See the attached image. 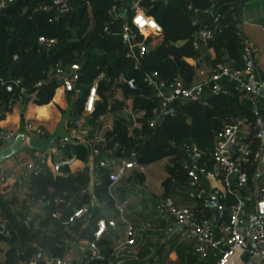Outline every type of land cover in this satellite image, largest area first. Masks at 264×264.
Segmentation results:
<instances>
[{"label": "trees", "instance_id": "obj_1", "mask_svg": "<svg viewBox=\"0 0 264 264\" xmlns=\"http://www.w3.org/2000/svg\"><path fill=\"white\" fill-rule=\"evenodd\" d=\"M54 1L17 0L0 12V119L10 112L22 87L35 95L37 104L50 103L61 83L47 73L57 64L78 74L80 93L69 111L70 125L75 126L85 110L90 87L98 82L99 98L89 122L94 128L99 127L105 137V141L97 144L101 154L136 159L142 165L168 158L164 197H175L177 186L189 185L184 164L191 162L192 157L182 145L197 144L204 152L198 165L212 170L216 135L226 123L236 118L244 120L247 133L244 144L252 151L245 164L249 183L252 182L257 171L254 156L258 147L256 118L251 102L234 85H228L227 93L211 95L206 101L177 102L174 115L164 114L154 127L150 125L160 98L144 78L156 71L167 84L178 77L187 84L195 83L197 73L187 58L196 57L201 51L193 46V34L199 25L193 24L192 10L207 8L209 0H143L147 13L161 24L163 31L146 39L149 51L140 59L139 66L128 56V47L121 35L130 12L126 16L112 17L113 7L120 6L121 0H68L70 10L58 19H55V8L44 9ZM219 11L221 18L214 39L208 45L216 53L213 62H227L233 69H242L245 43L237 25L238 8L224 0ZM207 22L211 24L212 20ZM42 36L55 38L57 43L46 47L39 40ZM142 38L139 35V39ZM130 79L135 80V89L128 85ZM39 81L43 84L36 87ZM127 109L134 114V121L126 117L124 111ZM109 117L113 120L110 128L105 125ZM62 150L65 156L76 157L73 165L62 169L63 175H54L47 166L30 177L29 193L24 201L33 205H38L40 200L45 202L39 213H35L34 222L26 221L22 201L0 198V216L8 222L12 232L11 237L0 235V241L9 244L0 264H28L39 252L64 257L72 242L88 246L95 239L98 220L106 214L101 207H91L94 197L105 203L109 212L119 214L117 206L120 203L111 189V170L97 168L99 181L91 191V149L78 141H66ZM80 164L83 167L75 171ZM142 176V173L136 175L140 181ZM194 200L201 206L205 203L202 199ZM235 200V193L227 194L222 222H227L230 206ZM84 205L90 206L86 217L71 222L74 210ZM13 206L18 207L14 209ZM194 210L199 218L209 217L211 213L206 209L198 215L196 208ZM173 243L178 264H201L195 247ZM97 246L104 259H91L87 251L80 261L73 259V262L109 264L121 259L123 264H157L156 256L147 258L149 245L139 251L118 253L112 233H105ZM158 253H162L161 249ZM39 264L46 263L39 261Z\"/></svg>", "mask_w": 264, "mask_h": 264}, {"label": "built area", "instance_id": "obj_2", "mask_svg": "<svg viewBox=\"0 0 264 264\" xmlns=\"http://www.w3.org/2000/svg\"><path fill=\"white\" fill-rule=\"evenodd\" d=\"M121 1L120 6L113 7L112 17L115 18L120 14L126 16L130 12V19L125 23L121 35L123 43L128 47V56L132 57L137 66H139L140 59L149 51L146 39L150 36H158L162 33L163 27L152 15L147 13L145 7L142 5L143 0ZM209 1L210 5L207 8L192 10L193 24L199 25V29L193 34V46L197 51L208 49L210 41L214 39L215 31L221 18L219 6L224 0ZM16 2L17 0H0V12ZM53 8L56 9L55 19H58L70 10V5L68 0H55L53 5L44 7V9ZM141 17L146 23L138 24L136 22ZM209 19L212 20L211 24L207 22ZM153 24L156 26L153 27ZM139 35H142L143 38L139 39ZM39 40L46 47L57 43V39L45 36L40 37ZM257 55V51L245 43L243 51L244 66L242 69H233L227 62H213L209 71L200 69L199 67L204 62L202 54L191 57L194 60L192 65L195 72L204 76L201 82L192 84H187L181 77L167 84L156 71L146 74L144 80L152 88L155 95L160 98V105L155 110V115L153 120L150 121V125L154 127L164 114L174 115L176 113L177 102L206 101L211 95L227 93L230 90L228 85L232 84L252 104L253 113L256 118L255 125L258 139V147L254 155L256 166L259 162H264V115L258 101L261 94V82L256 66ZM47 75L56 77L61 86L70 85L76 94L80 93V89L77 86L78 74L75 71L65 69L61 65L56 64L48 70ZM42 84L43 81H39L36 87ZM128 85L132 89H135V80H128ZM28 94H30L28 89L22 87L20 96L14 102H22ZM98 98V82H94L90 87L85 105L87 112L91 113L93 111ZM91 129L90 137H78L75 141L84 143L91 149V154L97 158L99 167L111 170L109 178L112 189L130 169L141 167L142 164L136 159H128L112 154L103 156L97 147L98 142L105 141L102 130L99 127L94 128L93 126ZM18 133L41 137L45 134V128L41 123L33 120H27L16 131L0 128V148L8 145L9 140ZM246 136L247 133L244 129L243 119L236 118L226 123L215 138V148L212 154L214 166L212 170L198 165V161L202 159L204 152L197 144L185 143L182 145V148L192 157L191 162H185L184 164L190 178L189 185L186 186V194L192 199L204 200L214 213L212 217H197L195 210L191 206L177 203L175 197L171 195L161 198L157 204V210L168 225L167 237L170 238L174 234L175 227H182L196 241L195 252L202 260L207 259L212 251L219 249L218 256L213 264H229L239 251H249L251 256L264 261V191L254 201V209L250 213L248 224L245 225L242 219L246 202L239 195L230 206L227 222H222L225 217L226 206L224 199L227 197V194L236 193L237 195L238 191L249 185L250 177L245 169V164L252 151L244 144ZM66 141L65 139H61L58 142V149L62 150ZM19 153L8 158V160L0 162V169L3 170L4 167H9L8 169L13 172L24 169L26 182L22 188L19 187L17 189L19 193H24L22 195L12 193L7 197L0 198L5 201H15L18 199L19 202L25 203L26 201L24 200H26V196L29 193L30 177L40 173L47 165L45 164L44 157L35 159L26 153L18 155ZM132 155L135 156L136 154L133 153ZM9 160L11 162L7 166L5 162ZM75 161L76 157L63 155L53 161L50 170L54 175H63L62 169L73 165ZM258 172L257 168L256 174ZM255 175L254 177H256ZM205 177L217 178L222 183L223 189L207 191L202 187V180ZM89 188L92 191L93 188ZM26 203L27 212L25 219L27 222H34L35 213H39L41 206L45 202L40 200L38 205H33L30 202ZM102 206L107 207L105 203ZM117 210L119 214H123L125 211L124 205H118ZM88 211L89 205L76 208L70 216V221L74 222L77 219L85 218ZM214 219L220 221V223L222 222L219 225V231L223 241L217 237L214 231ZM102 227L103 230H101ZM107 229V220L105 218L99 219L94 232L95 239L89 242L88 246H84L86 251L84 257L87 251H89L91 259H104V255L97 246V241L106 233ZM0 235H4L5 237L12 236L9 224L2 216H0ZM125 236L124 245H135L136 229L134 226L129 225L127 227ZM221 244L223 245L221 246ZM120 248L121 246H116L117 252H119ZM39 261H44L46 264H77L73 262L72 254L69 250L64 257H55L46 252H39L34 260L28 264H39ZM123 261L119 259L109 264H123Z\"/></svg>", "mask_w": 264, "mask_h": 264}, {"label": "crops", "instance_id": "obj_3", "mask_svg": "<svg viewBox=\"0 0 264 264\" xmlns=\"http://www.w3.org/2000/svg\"><path fill=\"white\" fill-rule=\"evenodd\" d=\"M227 1L233 7L238 8L237 25L245 39V43L258 53L256 66L261 82V94L258 101L264 115V0ZM201 54L204 57V62L199 67L200 69L209 71L216 53L214 49L206 48L201 51ZM187 60L191 64L194 63L192 58H187ZM195 76V82H201L204 79V76L200 73H197ZM77 97L78 94L68 85L59 86L53 100L45 105L37 104L35 95L30 93L22 102H14L12 104L10 112L4 119H0V128L16 131L27 120L41 123L45 128L44 136H32L39 141L40 148L35 150L26 148L20 151V153L18 152V155L26 153L35 159L44 157L45 164L50 168L53 161L65 155L63 150L58 149V142L61 139H65L67 142H74L78 137H90L92 125L89 122L90 113L86 110L76 120L75 126L70 125L69 111L72 109L73 102ZM124 112L126 117L134 121V114L130 110L127 109ZM112 124L113 120L109 117L105 121V125L110 128ZM11 160L5 162V164H9ZM168 163L169 159L164 158L149 165L130 169L121 181L112 188L116 201L125 207L123 214L109 212L107 207L102 206L103 203L101 201L95 197L93 198L91 207L98 206L106 212L105 217H103L108 223L106 233H112L116 246H121L118 253L121 254L128 250L139 251L142 247L149 245L148 259L156 256L155 261L163 263L164 256L175 262L174 264H178L177 254L172 248V242L178 245L195 247L196 241L180 226L175 227L174 234L170 238L167 237V222L157 210L159 200L164 197L163 181L167 176L166 167ZM89 165L91 173L90 187L93 188L99 181L100 176L97 169L99 167L97 158L92 154ZM82 167L83 165L80 164L74 170L78 171ZM8 168L4 167L3 170L0 169V197H7L12 193L22 195L24 192L19 193L17 189L19 187L22 188L26 182L25 170L20 169L13 172ZM257 168L259 172L255 175L256 177L253 178L252 182L249 183L248 187L238 191L237 195L235 193V199L239 195L246 202L242 215L245 225L249 222L250 213L254 209L255 199L264 191V162H259L256 166ZM137 173L143 174L142 181L136 177ZM202 187L207 191L223 189L222 183L214 177L203 178ZM175 191L174 196L177 203L191 206L193 209L196 208L198 215L207 209L211 211L209 217L213 216L212 209L206 203H203L201 206L194 199L187 197L186 187L177 186ZM15 202H19V200L17 199ZM26 202H23L25 209ZM17 207L13 206L12 208L16 209ZM26 212L27 210H25ZM220 224V221L213 220L214 231L217 237L223 241L219 231ZM129 225L134 226L136 229V243L133 246L124 245L125 231ZM8 248V242L0 241V261L4 259ZM159 249H161V254L158 253ZM69 251L72 254V258L76 261H80L86 252L83 245L75 242L70 243ZM218 253L219 249L212 251L207 259L202 260L201 264H213ZM229 264H264V261L251 256L249 251H239Z\"/></svg>", "mask_w": 264, "mask_h": 264}, {"label": "water", "instance_id": "obj_4", "mask_svg": "<svg viewBox=\"0 0 264 264\" xmlns=\"http://www.w3.org/2000/svg\"><path fill=\"white\" fill-rule=\"evenodd\" d=\"M70 87V85H69ZM39 149V141L30 135L18 133L15 137L9 140V144L0 148V162L14 156L18 152L26 149Z\"/></svg>", "mask_w": 264, "mask_h": 264}, {"label": "rangeland", "instance_id": "obj_5", "mask_svg": "<svg viewBox=\"0 0 264 264\" xmlns=\"http://www.w3.org/2000/svg\"><path fill=\"white\" fill-rule=\"evenodd\" d=\"M168 263L174 264L175 262H172L168 257L163 256V263H157V264H168Z\"/></svg>", "mask_w": 264, "mask_h": 264}, {"label": "snow or ice", "instance_id": "obj_6", "mask_svg": "<svg viewBox=\"0 0 264 264\" xmlns=\"http://www.w3.org/2000/svg\"><path fill=\"white\" fill-rule=\"evenodd\" d=\"M136 22H137L138 24H143V23H146V21H144L142 17H141V18H139V19H138ZM152 26H153V27H155L156 25H155V24H153Z\"/></svg>", "mask_w": 264, "mask_h": 264}, {"label": "clouds", "instance_id": "obj_7", "mask_svg": "<svg viewBox=\"0 0 264 264\" xmlns=\"http://www.w3.org/2000/svg\"><path fill=\"white\" fill-rule=\"evenodd\" d=\"M101 230H103V227L101 228Z\"/></svg>", "mask_w": 264, "mask_h": 264}]
</instances>
